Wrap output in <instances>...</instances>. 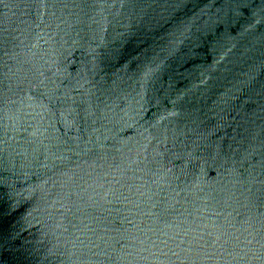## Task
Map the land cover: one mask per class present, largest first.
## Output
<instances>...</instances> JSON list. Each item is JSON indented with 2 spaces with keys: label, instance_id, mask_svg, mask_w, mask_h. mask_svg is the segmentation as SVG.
<instances>
[{
  "label": "water",
  "instance_id": "1",
  "mask_svg": "<svg viewBox=\"0 0 264 264\" xmlns=\"http://www.w3.org/2000/svg\"><path fill=\"white\" fill-rule=\"evenodd\" d=\"M0 264H264V0H0Z\"/></svg>",
  "mask_w": 264,
  "mask_h": 264
}]
</instances>
